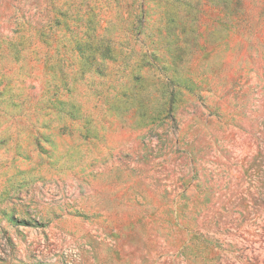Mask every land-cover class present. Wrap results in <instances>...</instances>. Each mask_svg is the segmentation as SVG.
Returning <instances> with one entry per match:
<instances>
[{"label":"rangeland","instance_id":"374dc122","mask_svg":"<svg viewBox=\"0 0 264 264\" xmlns=\"http://www.w3.org/2000/svg\"><path fill=\"white\" fill-rule=\"evenodd\" d=\"M0 264H264V0H0Z\"/></svg>","mask_w":264,"mask_h":264}]
</instances>
